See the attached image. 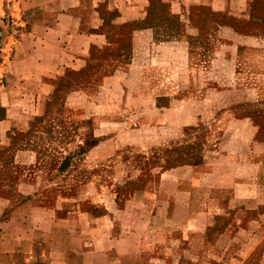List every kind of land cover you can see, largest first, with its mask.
Returning <instances> with one entry per match:
<instances>
[{
  "label": "crops",
  "instance_id": "1",
  "mask_svg": "<svg viewBox=\"0 0 264 264\" xmlns=\"http://www.w3.org/2000/svg\"><path fill=\"white\" fill-rule=\"evenodd\" d=\"M251 4L0 0L2 144L97 71L60 115L82 157L0 194V264H264V34L200 25Z\"/></svg>",
  "mask_w": 264,
  "mask_h": 264
},
{
  "label": "rangeland",
  "instance_id": "2",
  "mask_svg": "<svg viewBox=\"0 0 264 264\" xmlns=\"http://www.w3.org/2000/svg\"><path fill=\"white\" fill-rule=\"evenodd\" d=\"M249 10L251 11V19L242 20L229 18L211 9H205L203 19L206 21H201L200 25L203 29H209L212 24L210 19L222 20V23L226 26V31L228 27H231L240 35L246 33L264 34V0H252ZM236 36L235 39H237ZM12 43L13 41L6 39L0 31V64L10 56ZM4 47H6V51ZM2 53L4 55H1ZM102 58L108 59V62H110L112 55L105 54ZM96 72L95 69L91 68L83 73H72L73 79L68 84H63L57 88L55 98L49 103L48 117L35 119L30 130L15 129L10 131L8 135L11 140L8 139V144L0 142V194L6 192L9 187L17 189L19 186L34 184L38 175L44 176L46 174L42 170H50L52 168L50 163L55 160L73 159L74 157L67 153L66 147L71 146L74 149L72 153L75 152V158L82 157L84 152L83 142L79 140V137H75V131L71 127H76L77 124H66V129H61L60 115L67 108V93L92 80ZM5 78L0 73V85L5 82ZM3 115L4 105L0 98V119ZM83 135L79 132L77 136L83 137ZM41 163H44V165ZM79 168H77V173L82 171V167ZM112 186L113 183H109V187H107L111 189Z\"/></svg>",
  "mask_w": 264,
  "mask_h": 264
}]
</instances>
